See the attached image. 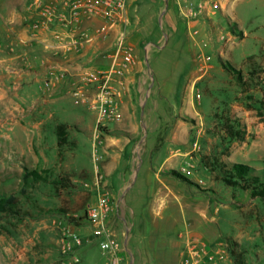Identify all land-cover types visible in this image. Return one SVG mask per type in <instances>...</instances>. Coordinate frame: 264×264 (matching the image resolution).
Listing matches in <instances>:
<instances>
[{"label":"rangeland","instance_id":"1","mask_svg":"<svg viewBox=\"0 0 264 264\" xmlns=\"http://www.w3.org/2000/svg\"><path fill=\"white\" fill-rule=\"evenodd\" d=\"M209 1L208 6H203L202 13L211 26L201 29L199 40L203 41L216 70H221L224 65L231 66L241 72V80L227 74L224 68V74L217 75L215 80L199 85L187 82L192 60L186 50L191 45L193 52L194 46L186 26L181 31L179 43H170L166 49L159 50L160 34L156 23L159 13L165 9L164 0L135 2L136 13L132 16L128 11L126 43L135 48L143 64L148 56L156 77L144 121L149 129L154 127L150 130L149 145L154 138L156 146L160 147L151 152V171L148 172V162L143 159L138 182L126 196L130 198L141 190L149 192L152 188L151 183L147 184L152 180L149 175H162L167 186L165 192H173L186 199L188 205L205 209L204 238L206 240L208 236L213 241L214 249L210 248V254L219 256L218 264H234L233 243L243 248L247 264H264V202L252 199L247 192L214 182L203 164L204 157H221L225 161L264 169V0ZM216 3L220 9L215 8ZM182 27L181 24L180 30ZM4 31L5 7L0 6V196L14 194L19 199L17 216L0 215V264H56L60 255L56 242L59 236L51 231L54 223L59 220L75 223L81 233L88 232L86 222L74 220V214L83 215L95 200V195L86 191L82 183L89 182L93 176L92 128L96 113L88 106L76 105L71 94L75 87L66 86L56 96L64 97L60 105L66 110L73 114L77 112L84 119L82 130L77 128L76 133L66 122L72 120L71 116L60 114V107L52 103L45 109L51 114L56 111V118H37L40 109V102H36L40 96L37 76L34 73L36 84L25 90L12 82L11 66L3 60L8 41ZM17 44L21 45V41ZM177 44L180 47H174ZM248 56L255 58L248 61ZM33 69L40 74L41 68L34 66ZM146 94L145 90L140 103H144ZM188 95L185 102L184 97ZM198 95H202V100L196 101ZM27 113L32 115L27 116ZM142 113L140 109L136 120L140 128H143ZM42 119L46 120L44 127L50 130L60 123L65 127L67 139L61 147L53 149L54 136L51 134L44 144L48 148H37L30 135L38 129L37 124ZM232 120L239 121L234 129H241L244 138H231L227 123ZM165 121L167 125L159 131L157 128ZM110 128H113L112 124ZM112 133L107 130L102 135ZM176 136L185 140L180 142ZM106 152L104 148V166L108 157ZM118 152L120 158L111 178L116 188L114 200L119 205V191L124 179L130 175L128 170L125 171V162L129 161L132 146H125ZM169 157L171 164L167 162L164 166ZM137 163L136 159L132 173ZM25 168L47 171L48 182L24 181ZM173 170L194 184L177 179L171 173ZM60 178L64 183L62 187L56 185ZM159 186L163 185L158 183ZM84 198H88L87 204H84ZM141 198L139 193L138 199ZM113 224L123 237L126 229L118 215L113 217ZM169 238L176 239L174 235ZM161 242L159 237L154 241L159 245ZM95 252L99 254V250L95 249Z\"/></svg>","mask_w":264,"mask_h":264},{"label":"crops","instance_id":"2","mask_svg":"<svg viewBox=\"0 0 264 264\" xmlns=\"http://www.w3.org/2000/svg\"><path fill=\"white\" fill-rule=\"evenodd\" d=\"M142 1L127 0V12L129 11L133 16L136 13L135 2ZM150 1L151 3L154 1L156 3V0ZM209 2V0H164L165 9L159 13L160 16L156 23V29H158L160 34V40L157 41L159 50L166 49L170 43H179L181 31L186 26L188 37L192 40L194 46L193 52L191 51V45L186 50L192 60L189 64L190 70L187 75V82L193 85L215 80L217 75H223L225 72L224 68L216 70L217 68L211 63V56L207 55L206 48L202 45L203 41L199 40V37L202 36L201 29L204 26H211L202 13L203 6L205 4L208 6ZM17 5L20 7L18 8ZM0 6L5 7L4 36L8 40L4 47L5 58L3 60L7 65L11 66L12 82L25 90L36 84L33 76L35 73L40 94L36 98V102H40L37 118H56V111L51 114L45 109L47 104L52 103L60 107V114L71 116L72 120L66 122L75 129L76 133L77 128L82 130L81 126L84 124V119L77 112L73 114L60 105V101L64 97H57L56 94L61 92L66 86L75 87L82 81L83 74L88 70L110 66L111 59L109 56L112 55V49L116 44L118 30L115 33H110L107 37H95L92 35V41L88 43L82 41L80 46L74 42L67 46L62 41L63 37L71 36L77 31L84 30H89L93 34L92 29L101 25L102 21L94 19L80 25L74 24L64 27L62 23L41 15L38 5H33V0L27 2L25 0H0ZM181 24L183 27L180 30ZM75 39L80 42L78 37H74L73 41ZM19 40L21 45L17 44ZM177 46L180 47L178 44L174 47ZM130 47L133 50L134 62L127 67L125 73V86L124 90H122L123 120L121 123H111L113 128H110L111 124L109 125L108 131L110 133L113 132L112 134L102 135V141L108 156L104 167L112 193L114 189L116 190L112 181L113 177L111 178V176L117 168V159L120 158L118 151L125 146H132V154L129 157V161L125 162V166L127 165L125 171L128 170L130 175L124 179L118 199V217L126 229L125 244L130 255L129 264H218L217 258L219 256L210 254V248L214 249L213 241L208 236L206 240L204 238L206 236L204 231L205 209L198 205H188L186 199L173 192H165L164 187L166 188L167 186H165L162 175L157 173L149 175L152 178L147 183L152 184L149 192L141 190L130 196V198L126 196L138 182L139 171L144 162L143 159L146 160V163L148 162V172L151 171V152L160 147L156 146V141H153L155 140L154 138H152L149 145L150 130L152 131L154 127L149 129L144 121V112L156 81L155 73L150 67L148 56L143 64L139 55L136 54L135 48ZM34 66L41 68L40 74L35 72ZM226 73L228 74L227 71ZM116 88H119V84H116ZM145 90L147 94L144 103H140L141 95ZM158 93H161V89H159ZM193 96L192 98L195 100V95L193 94ZM201 96L198 95L199 99L197 98L196 101L202 100ZM186 98H189V95L184 97L185 102L188 101ZM75 104L82 105L76 100ZM140 109L143 111V128H140L136 123ZM31 115L32 113H27V116ZM43 119L38 122V129L35 132L32 131L33 134L30 136L32 140L35 139L37 148L44 150L48 148L44 145L46 137L52 134L54 136L52 146L53 149H57L58 126L61 123L56 124L50 130V128L44 127L46 120ZM96 123L97 115L95 114L92 128L93 137ZM164 124L167 125V122L160 123V127L157 129L160 131ZM66 132L68 140H70V130L68 129ZM26 134L30 133L26 132ZM169 134H172L171 131ZM73 137L74 139L76 138L75 136ZM74 139L73 141H75ZM176 139L180 140V142L185 140L182 136H176ZM136 159L138 162L137 167L135 172L132 173ZM167 162L171 164L172 160L170 157L165 160L164 166ZM76 168L77 170H82L79 167ZM133 181H135V184H132ZM158 183L163 186L158 187ZM139 193L142 195V201L138 199ZM57 224V222L54 223V228L51 231L59 236ZM46 228L49 229L47 226ZM171 235L176 237L174 241L170 238L168 239ZM157 237L161 238V245L154 243ZM56 242L58 243V240ZM95 249L99 250V254L94 253ZM90 251L92 254H90ZM80 254L90 264L105 263L98 241L93 238H91L89 244L80 250Z\"/></svg>","mask_w":264,"mask_h":264},{"label":"built area","instance_id":"3","mask_svg":"<svg viewBox=\"0 0 264 264\" xmlns=\"http://www.w3.org/2000/svg\"><path fill=\"white\" fill-rule=\"evenodd\" d=\"M45 18L54 19L63 24L80 25L94 19L102 24L95 26L93 34L89 30L77 31L63 37L65 45L73 42L80 46L95 37H107L118 30V37L107 68L92 69L85 72L82 81L72 90V97L97 115L96 130L93 137L94 170L91 180L83 182V188L93 193L94 203L87 206L83 215L74 214V220L85 221L87 233H81L75 223L58 221L59 259L56 264H90L80 254V250L90 243L91 238L98 241L104 255V264H129L130 255L125 244L126 233L121 237L114 229L113 217L118 215V204L108 185L104 170L106 161L102 134L111 123H121L122 101L127 67L134 62L132 48L126 43L125 28L129 21L127 0H33ZM220 9L219 3L215 4ZM76 30V29H74ZM74 37H78L73 41ZM119 84V88H116Z\"/></svg>","mask_w":264,"mask_h":264},{"label":"trees","instance_id":"4","mask_svg":"<svg viewBox=\"0 0 264 264\" xmlns=\"http://www.w3.org/2000/svg\"><path fill=\"white\" fill-rule=\"evenodd\" d=\"M264 54V52H263ZM255 56H248V61H253ZM262 67L260 64L258 65ZM225 70L238 80L242 79V74L231 66L224 65ZM264 68V67H262ZM227 124L228 132L233 139H242L243 132L241 129L235 130V125H239L238 120L229 121ZM58 146L61 147L67 139L65 134V127L63 125L58 127ZM203 164L209 171L214 182L222 183L227 188L233 190H240L247 192L252 199H258L264 202V169H257L249 164L225 161L221 157L203 158ZM172 175L177 179L193 185L187 177L181 175L179 172L173 170ZM47 171L24 169L23 180L32 179L37 182H48ZM63 179L60 178L56 185L63 186ZM59 188H57L58 190ZM60 191V189H59ZM24 190L22 191V193ZM84 204H87L88 198L83 199ZM86 202V203H85ZM19 199L16 195H1L0 196V215L17 216V206ZM234 249L231 251L234 258V264H247L245 259V251L238 243H233Z\"/></svg>","mask_w":264,"mask_h":264}]
</instances>
